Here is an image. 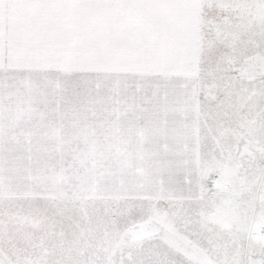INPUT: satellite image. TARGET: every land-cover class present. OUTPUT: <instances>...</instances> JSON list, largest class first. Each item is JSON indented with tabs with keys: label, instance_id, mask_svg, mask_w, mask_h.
Wrapping results in <instances>:
<instances>
[{
	"label": "snow or ice",
	"instance_id": "snow-or-ice-1",
	"mask_svg": "<svg viewBox=\"0 0 264 264\" xmlns=\"http://www.w3.org/2000/svg\"><path fill=\"white\" fill-rule=\"evenodd\" d=\"M0 264H264V0H0Z\"/></svg>",
	"mask_w": 264,
	"mask_h": 264
}]
</instances>
